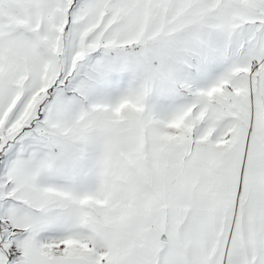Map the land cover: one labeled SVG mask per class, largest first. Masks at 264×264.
Wrapping results in <instances>:
<instances>
[{"label":"snow or ice","instance_id":"snow-or-ice-1","mask_svg":"<svg viewBox=\"0 0 264 264\" xmlns=\"http://www.w3.org/2000/svg\"><path fill=\"white\" fill-rule=\"evenodd\" d=\"M0 264H264V0H0Z\"/></svg>","mask_w":264,"mask_h":264}]
</instances>
